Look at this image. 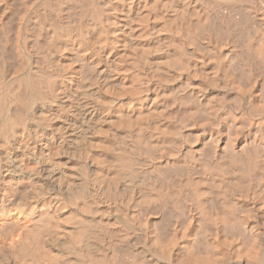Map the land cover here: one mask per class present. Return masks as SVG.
Wrapping results in <instances>:
<instances>
[{"label":"bare ground","instance_id":"obj_1","mask_svg":"<svg viewBox=\"0 0 264 264\" xmlns=\"http://www.w3.org/2000/svg\"><path fill=\"white\" fill-rule=\"evenodd\" d=\"M10 1L0 264H264L260 1Z\"/></svg>","mask_w":264,"mask_h":264},{"label":"rangeland","instance_id":"obj_2","mask_svg":"<svg viewBox=\"0 0 264 264\" xmlns=\"http://www.w3.org/2000/svg\"><path fill=\"white\" fill-rule=\"evenodd\" d=\"M15 1L17 2V0H15ZM259 1H260V2H259ZM10 2H11V1H10ZM12 2H13V4H11ZM12 2H11L10 4H11V5H14V0H13ZM16 2H15V4H16ZM257 2H259L260 7L258 6V3H257ZM257 2H255V3H257V4H253V6H254L253 8H254V9H253V8H252V9L254 10V12L259 13L258 10H260V12H261V10L263 11V8L261 9V6L263 7L264 4L261 5V3H264V1L262 2L261 0H257ZM17 4H18V2H17ZM17 4H16V7H17ZM255 6H258V8L255 7ZM13 7H15V6H13ZM222 8L225 10L224 7H222ZM222 8H221V9H222ZM259 8H260V9H259ZM223 9H222V10H223ZM256 9H258V10H256ZM255 10H256V11H255ZM260 16H261V15H260ZM260 16L258 15V18H259ZM261 17L263 18L264 15L262 14ZM261 17H260V18H261ZM262 18H261V20L264 21V18H263V19H262ZM218 19H219V20H218ZM215 21H216V22H215ZM222 21H223V20H222V18H220V17L217 18V19L215 18V20H212L211 24L209 25V28L212 27V25H214L216 28H215L214 26H213L212 28L215 30V32H214V30H213L212 28H211V29H208V27H207V35H208V33L210 32V33H209L210 35H208L209 38H210V36H217V35H218V36H219V35L222 36V35L226 34V35H224L225 37H224V36H222V37L219 36V37H220V41H219V38H218V40H217L216 37H212V38H210V39L213 40V41H212L213 43H214V40H215V41H216L215 43H216L217 45H218V43H221V44L224 43L223 45L225 46L226 50H228V51H226V53H227V54L229 53L228 55H227L226 53H225V55H224V57L227 56L226 60H227L228 58H230V56H229L230 54H231V56H232V52L230 53L229 51H233V53H234L236 56H238V57L236 58V56L233 54V57H234V58L231 57V59H230V60H227V62H226L225 58H223V61H224L227 65H230V64L234 61V59H235V61H236L237 59H240V58H241V56H242V55H241V53H242L241 50L243 49L242 46H245V45L242 44V43L240 42V38H239L240 35L237 34V33L239 32V30H238V31L236 30V29L238 28V27L236 26V24L233 23L232 21L228 20V19L224 20L223 22H222ZM228 21H230V23H229ZM214 22H215V23H214ZM226 22H228V24H227ZM231 23H232V25H231L232 27L229 26V27H231V28H229L228 25H230ZM262 23H264V22H262ZM233 24H235L234 26H236L237 28L234 27ZM223 27H225V28H223ZM226 27H228V28H226ZM222 28H223V29H222ZM235 28H236V29H235ZM216 29H217V31L219 30L222 34H221L219 31L217 32V33H219V34H217V33H216ZM226 29H227V30H226ZM229 29H231V30H230V33H231L233 36H231V37L228 36V39H229V40H228V39H227V35H230V33H228ZM208 30H209V31H208ZM211 30H212L213 33H215V35H214V34H211ZM222 30H224V31H222ZM231 31H232V32H233V31L236 32L237 36L235 35V33H232ZM223 33H224V34H223ZM227 33H228V34H227ZM239 33H240V32H239ZM240 34H241V33H240ZM223 37H224V38H223ZM229 37H230V38H229ZM233 37H235V38H233ZM213 38H214V39H213ZM224 39H226V40H224ZM221 40H223V41H221ZM235 40H236V43H237V42H239V43L235 44V43H234ZM226 41H227V42L230 41V43H231L232 46L230 45V43H227ZM221 44H220L219 46H223V45H221ZM233 44H234V45H233ZM238 44H239V45L242 44V45L239 46V48H237V47L235 48V45L238 46ZM224 46H223V47H224ZM226 46H227V47H226ZM229 46L232 47V49H231ZM241 47H242V48H241ZM230 49H231V50H230ZM244 49H245V48H244ZM253 58H254V57H253ZM253 58H252V59L250 58L251 61L253 60ZM232 59H233V60H232ZM243 59H244V58H241V59H240L241 62L239 61L241 64L237 61L238 63H236V64H237L238 67L241 66V65L243 66V64H246L245 62L247 61V63H248V67H250V68H251L252 66H254L255 68L258 67V71H260V70H262V69L264 68L263 66H260V65H264V63L261 64V61L259 62V60L255 59V58H254V61H252V62L250 61V59H249V60L244 59V63L242 64V62H243L242 60H243ZM245 60H246V61H245ZM263 60H264V58H263ZM229 61H230V62H229ZM231 61H232V62H231ZM235 61L232 63V65H235ZM248 61L251 62L253 65H251V63H250L251 66H249V62H248ZM228 62H229V63H228ZM257 62H259L260 65H259ZM225 63H224V65L227 67V65H226ZM254 64H255V65H254ZM257 64H258V65H257ZM256 65H257V67H256ZM242 66H241V67H242ZM259 66H260L261 68H262V67H263V68L260 69ZM226 67H225V68H226ZM228 67H230V69H229ZM228 67H227V68H228L229 73L233 72V70L230 72V70H231V65L228 66ZM232 67H233V66H232ZM238 67L236 68V65H235V67H233L234 70L237 69V71H234V73H231V79H232L233 82H235V81L237 82L238 79H239L240 82H241V78L244 77L243 72H245V70L247 69V68H246L247 65H245V66L242 67V68H244L245 70H244V69H241V68L239 69ZM254 67H253V69H254ZM227 68H226V73L228 74ZM238 69H239V74H240V75L243 74V75H241V76H242L241 78H239L240 75L238 74ZM259 69H260V70H259ZM243 70H244V71H243ZM249 70L252 71V68L249 69ZM255 70H256V69H255ZM242 71H243V72H242ZM251 71H250V72L247 71V72H245V74L247 75V73L249 72V73L251 74L252 77H254V76L257 77L258 79L254 77L256 83L252 80V77H250V76H249L250 74H249V75H247V78H246V75H245L244 78H245V79H248V78H249L250 80L248 79L247 81L244 82V84H245L246 82H247V83H248V82H251V80H252L253 84H251L252 82L249 83V84H251V87H249L250 85L248 86V84L246 83L247 86H248V88H249V89H252V87H253L252 85H254V91H255V93H256L257 95L260 96V99H261V100H260L259 97H258V100L263 101V100H262V97L264 98V94H263V93H259V91H258V92H256V91L259 90L260 87H262V90L264 89V87L260 84V83H263V82H264V80H263L264 77H263V79H261L262 74H260V73L263 72V75H264V71L262 70V72L260 71V73H259V72L256 70L257 73L260 75V76L258 75L260 78H259L258 76H256V73H255L256 71H255V72H254V70H253L252 72H251ZM235 72H236V73H235ZM253 73H254V74H253ZM227 74H226V76H227ZM233 74H234V75H233ZM252 74H253L254 76H253ZM228 75H229V74H228ZM235 75H236V76H235ZM237 75H239V77H237ZM232 76H234V77H232ZM227 77L230 78V75L227 76ZM235 77H237L238 79H236ZM244 78L242 79V81L245 80ZM254 78H253V79H254ZM231 79H230V80H231ZM233 79H236V80L234 81ZM262 80H263V82H262ZM257 81H259L260 83H257ZM240 82L238 81L237 84L240 83ZM254 83H255V84H254ZM241 84H242V82L240 83V85H241ZM244 84H242V85H244ZM263 84H264V83H263ZM256 86H259V87H256ZM255 87H256V88H255ZM243 88L246 89V85H244ZM248 88H247V89H248ZM257 88H258V89H257ZM262 90L260 89V92H263V91H264V90H263V91H262ZM260 94L263 95V96L261 97ZM260 101H259V102H260ZM262 103L264 104V102H262ZM209 205H210V204H209ZM211 206H212V205H210V206H209L210 208H209V207H208V208L211 209ZM215 206H216V205H215ZM215 206H214V207L212 206V210L215 208ZM217 207H218V206H217ZM215 209H216V208H215ZM215 209H214V211H215ZM209 211H210V210H209ZM214 211H210V212H214ZM173 217H174V218L176 217V219L178 218L177 216H173ZM174 218H172L171 220H168V223L170 222L169 224H171V223H172L171 221L174 222V220H173ZM176 219H175V220H176ZM165 222L167 223V220H166V219H165ZM166 223H165V224H166ZM168 223H167V224H168ZM194 245H195V244H194ZM194 248H198V251L200 250L199 246H198V247L194 246ZM195 250H196V249H195Z\"/></svg>","mask_w":264,"mask_h":264}]
</instances>
